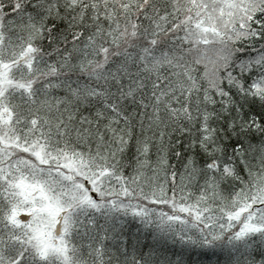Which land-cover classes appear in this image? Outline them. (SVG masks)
<instances>
[{"label": "snow or ice", "instance_id": "1", "mask_svg": "<svg viewBox=\"0 0 264 264\" xmlns=\"http://www.w3.org/2000/svg\"><path fill=\"white\" fill-rule=\"evenodd\" d=\"M0 264H264V0H0Z\"/></svg>", "mask_w": 264, "mask_h": 264}]
</instances>
